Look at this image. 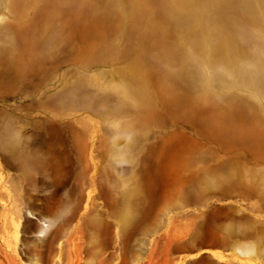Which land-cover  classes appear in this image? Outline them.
Here are the masks:
<instances>
[{
  "label": "rangeland",
  "instance_id": "rangeland-1",
  "mask_svg": "<svg viewBox=\"0 0 264 264\" xmlns=\"http://www.w3.org/2000/svg\"><path fill=\"white\" fill-rule=\"evenodd\" d=\"M0 264H264V0H0Z\"/></svg>",
  "mask_w": 264,
  "mask_h": 264
}]
</instances>
